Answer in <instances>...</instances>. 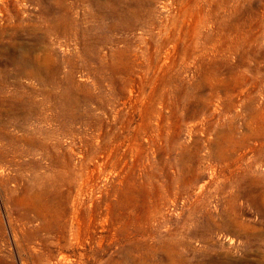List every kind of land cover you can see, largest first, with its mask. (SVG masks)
Wrapping results in <instances>:
<instances>
[{"label":"rangeland","instance_id":"1","mask_svg":"<svg viewBox=\"0 0 264 264\" xmlns=\"http://www.w3.org/2000/svg\"><path fill=\"white\" fill-rule=\"evenodd\" d=\"M62 1L0 0V264H264V0Z\"/></svg>","mask_w":264,"mask_h":264},{"label":"bare ground","instance_id":"2","mask_svg":"<svg viewBox=\"0 0 264 264\" xmlns=\"http://www.w3.org/2000/svg\"><path fill=\"white\" fill-rule=\"evenodd\" d=\"M51 1V0H50ZM64 2H65V0H63ZM62 1V2H63ZM53 2V1H52ZM61 2V3H62ZM47 4V3H46ZM51 6V5H50ZM63 7H64V5H63ZM66 7V6H65ZM55 9V8H54ZM65 9V8H64ZM63 9V10H64ZM53 10V9H52ZM62 10V11H63ZM65 13L67 14L68 12L65 10ZM56 14V13H55ZM57 15V14H56ZM50 17V16H49ZM54 17V16H53ZM58 17H59V15H58ZM51 18V17H50ZM55 19V18H54ZM73 20V19H72ZM59 21V20H58ZM71 22V21H70ZM49 24V23H48ZM72 24V23H71ZM77 24V23H76ZM73 25V24H72ZM69 20H68V18H66V19H64L63 20V23L62 22H59V24H54V25H51L50 26V28H49V30H47L48 31V33H47V37L48 38H51L52 36H54L55 37V35H58V36H60L61 34H65L66 36L68 35V33H69V31H68V28H69ZM38 28V27H37ZM29 30V29H28ZM32 30V29H31ZM75 30V27L73 28V31ZM91 30V29H90ZM41 31V30H40ZM84 31V30H83ZM27 34V33H26ZM29 34V33H28ZM33 34V33H32ZM26 36V35H25ZM39 36V35H38ZM36 37V36H35ZM86 37V36H85ZM16 38H18V37H16ZM15 38V39H16ZM38 38V37H37ZM60 38V37H59ZM62 38V37H61ZM78 40H80L79 39V36H77L76 37ZM19 39V38H18ZM36 39V38H35ZM16 41V40H15ZM20 41V40H19ZM47 40L45 39L44 40V42H46ZM14 42V41H13ZM49 42V41H48ZM48 42H47V44H48ZM37 43H39V42H37ZM36 43V44H37ZM54 43V42H53ZM52 43V44H53ZM75 43V42H74ZM50 44V43H49ZM49 44H48V46H49ZM52 44H50V45H52ZM83 44V43H82ZM69 45V44H68ZM77 45V44H76ZM103 45V44H102ZM29 46V45H28ZM67 46V45H66ZM79 46V45H78ZM38 47H41V46H38ZM44 47V46H43ZM77 47V46H76ZM80 47V46H79ZM54 48V47H53ZM82 48V47H81ZM80 48V49H81ZM104 48V47H103ZM34 49V48H33ZM36 49V48H35ZM35 49H34V51H35ZM38 49V48H37ZM36 49V50H37ZM51 49V48H50ZM26 50V49H25ZM28 50H30V49H28ZM79 50V49H78ZM98 50V49H97ZM103 50V49H102ZM101 50V51H102ZM12 51V50H11ZM27 51V50H26ZM32 51V50H31ZM30 51V52H31ZM38 51H39V49H38ZM48 51H49V49H48ZM52 51V50H51ZM80 51H82V50H80ZM92 51V50H91ZM99 51V50H98ZM13 52V51H12ZM84 52V51H83ZM94 52V51H93ZM19 53V52H18ZM26 53V52H25ZM34 53V52H33ZM81 53V52H80ZM104 53V52H103ZM14 54V53H13ZM21 54V53H20ZM28 54V53H27ZM32 54V53H31ZM98 54H99V52H98ZM15 55V54H14ZM38 55V54H37ZM40 55V54H39ZM49 55V54H48ZM53 55V54H52ZM85 55V54H84ZM86 56V55H85ZM96 56V55H95ZM34 57V56H33ZM43 57V56H42ZM8 58H10V57H8ZM29 58V57H28ZM32 58V56L30 57V59ZM52 58V57H51ZM86 58H88V57H86ZM47 59V58H46ZM10 60H12V59H10ZM33 62H34V60L33 59H31ZM31 60H29V64L31 65L32 64V62H31ZM99 60V59H98ZM21 61V60H20ZM56 61V60H55ZM83 61H85V59L83 60ZM101 61V60H100ZM11 62V61H10ZM49 62V61H48ZM51 62V61H50ZM103 62V61H102ZM23 63H24V66H27V60H23ZM13 64H15V63H13ZM28 64V65H29ZM57 64H59V63H57ZM56 64V65H57ZM12 64H10V66H11ZM23 65V64H22ZM55 65V64H54ZM55 65V66H56ZM36 66H37V68L35 69V70H33L32 72H34V71H36L37 72V70H39L37 73L39 74L40 73V70H43L42 69V66L40 65V60H38L37 62H36ZM55 66H53V67H55ZM33 67H35V66H33ZM18 68H20V67H18ZM55 68H57V67H55ZM51 69V68H50ZM53 69V68H52ZM62 68H60V70H61ZM22 70H23V68H22ZM3 71V70H2ZM29 71V70H28ZM53 71V73L55 74L56 73V69L55 70H52ZM20 72V71H19ZM31 72V71H30ZM46 72V71H45ZM49 72V74H50V71H48ZM58 73H60V72H58ZM66 73V72H65ZM21 74V73H20ZM24 73H22L21 75H23ZM47 74V73H46ZM61 74V73H60ZM9 75V74H8ZM20 75V76H21ZM30 75V74H29ZM37 75V74H36ZM48 75V74H47ZM59 75V74H58ZM24 76V75H23ZM22 76V77H23ZM30 76H32V75H30ZM33 76H35V75H33ZM32 76V77H33ZM21 77V78H22ZM25 77V76H24ZM43 77H45L46 78V75L45 76H43ZM58 77V76H57ZM60 77V76H59ZM65 77H67V76H65ZM64 77V78H65ZM1 78V77H0ZM8 78V77H7ZM44 78V79H45ZM67 78H69V77H67ZM43 79V80H44ZM52 79V78H51ZM50 79V80H51ZM70 79V78H69ZM61 80V79H60ZM55 82V81H54ZM50 83H52V82H50ZM58 83V82H57ZM17 84V83H16ZM60 84H61V82H60ZM67 84V83H66ZM69 84V83H68ZM55 86V85H54ZM68 86V85H67ZM67 86H65V87H67ZM56 88V87H55ZM59 88V87H58ZM61 88V87H60ZM70 88V87H69ZM64 90V89H63ZM67 91V90H66ZM65 91V92H66ZM63 94H64V92H63ZM68 94H69V90H68ZM55 95V94H54ZM17 98H19V97H17ZM66 98V97H65ZM70 98V97H69ZM62 99V98H61ZM14 102V101H13ZM66 102V101H65ZM6 103V102H5ZM68 103V102H67ZM66 103V104H67ZM69 104H71V102L69 103ZM62 106V105H61ZM70 106V105H69ZM65 108H66V106H65ZM63 109V108H62ZM1 110V109H0ZM67 110V109H66ZM63 178H70V176L69 175H63L62 176ZM64 203H65V200H64ZM193 213V212H192ZM196 213V212H195ZM194 213V214H195ZM191 214V213H190ZM193 214V215H194ZM194 217V216H193ZM189 220V219H188ZM193 220V219H192ZM238 224V223H237ZM82 235H81V233H77V234H74L73 235V237L75 238V240L77 241V242H79V241H81L82 240V237H81ZM178 243V242H177ZM173 244H175V243H173ZM160 261V260H159ZM162 261V260H161ZM146 263V262H145ZM159 264V263H158Z\"/></svg>","mask_w":264,"mask_h":264}]
</instances>
